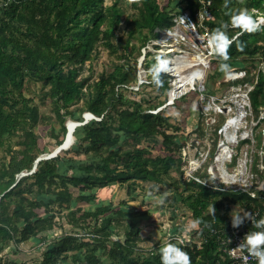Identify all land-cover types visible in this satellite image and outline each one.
Instances as JSON below:
<instances>
[{
    "label": "rangeland",
    "instance_id": "obj_1",
    "mask_svg": "<svg viewBox=\"0 0 264 264\" xmlns=\"http://www.w3.org/2000/svg\"><path fill=\"white\" fill-rule=\"evenodd\" d=\"M114 1L106 0L105 5H111ZM155 1L158 2L160 9H164L173 0ZM118 3V7L123 10L125 18L128 19L115 30L116 35L112 38L118 46L117 50H110L102 44L96 49L92 59L81 68L79 77L85 79L81 99L73 102L69 108H63L62 102L59 103V100L51 95L52 85L32 77H26L22 89L12 93L11 96L14 99L9 101L20 108L21 123L13 133L3 139L4 142L0 145V174L14 157L22 158L24 153L40 157H46L50 152V155L54 154L55 148L64 137L63 124L59 115H62L63 122L66 120V124L72 116H84L87 102L97 91L96 84L100 78L108 76L116 69L117 63L125 60L121 58L124 50L120 48V45L124 44L129 37H131V43H139L141 36L147 32L146 29L136 30L133 24H127L129 19L134 20L140 17L143 1L137 6L128 4L127 0L125 2L119 0ZM229 6L254 9L256 18L264 17V1L262 4L250 7L248 0H243V3L240 0H232L229 1ZM198 14V23L195 22L200 32L199 36L193 33L190 25L183 23L179 39L172 35L169 37L164 28L161 30L160 39L154 40L146 49V53L149 50L153 53L160 51L162 58L171 61L170 70L167 71L169 82L162 83L161 86L155 84L153 87L148 84L144 88V93L146 98L150 99H143L142 105L147 108L146 112H160L166 117L167 126L169 124L167 131L175 141V144H172L174 148H168L160 133L153 137L144 136L135 139L126 137L123 132H120L121 137L116 145L87 151L86 147L92 144H89L88 140H81L86 133L84 126L73 145L60 153L59 170L68 175H80L84 171L86 173L87 163L102 162L103 158L114 149L124 153L136 148H144L153 155L173 156L174 164L169 173L162 174L159 181L115 180L106 186L84 190L70 185L68 189L70 187V192H74L75 195H72L69 202L55 200L56 192L63 189L62 187L47 186L43 190H38L31 184L33 180L27 179L20 188H16V190L22 189L21 193L18 192L6 198L9 213L22 204L26 216H29L28 214L34 216L38 213L49 216L45 222L35 223L34 232L24 241H19L20 231L14 233L9 240H3L0 237V264L12 262L42 264L45 252L50 245L67 234L78 236V240L75 241L76 248L64 253L54 264H76L79 259L77 256L86 260V256L95 245L93 239L101 236L96 229L100 226L102 218L107 215H113L111 237L107 240L106 246L98 244L95 255L105 259L106 264H110L113 260L109 258V251L114 249V242L119 240L123 243V248L120 250L125 254L128 253L132 260L142 262L152 259L153 261L159 255V248L169 241L173 232L176 233L181 229L182 233L178 236L189 238L192 237V229L199 227L191 204L194 201L191 195H194L197 189L189 186L190 180L185 175L188 172L200 180L197 181L215 186L221 180L219 173L224 172L226 168L231 174L238 173L237 178L245 182L244 189L239 191L249 195L256 191L257 197H264L262 193L264 190V104L259 109H255L251 105L249 95L258 84L264 89V56L257 54L252 59L248 56L230 59L227 63L236 73L242 71L245 73L242 72L244 76L239 78L226 80L224 74L219 71L221 61L214 54L209 56L206 44L203 42L204 32H209L204 25L206 14L202 12ZM154 43L160 45V49L155 50L152 45ZM176 56H179L178 59L181 57L188 59L194 64L185 71V74L203 71L206 76L203 80H198L195 85L190 84L186 89L187 92L178 96L174 103L169 104L171 92L177 82L173 64ZM150 59L153 61L154 56L150 55ZM178 59L175 61L176 64L180 62ZM143 60L144 52L136 59L132 57L126 64L136 71L131 70V78L138 76L137 82L131 86L135 90L139 89L143 83L149 82L148 69L142 65ZM235 61L240 64H236ZM60 66L67 73L73 64L69 58H65ZM140 96L139 94L136 97ZM149 106L153 107L149 109ZM234 116L238 117L239 124L226 126L228 119ZM96 125L97 123H93V126ZM35 138L37 144L33 145L32 140ZM221 148H227V151L223 154ZM221 154H223L222 161L215 163L216 158L221 157ZM181 156L183 160H180ZM119 159L120 162L112 165H118V169L121 170L122 157ZM194 161L199 162L195 170L194 164H191ZM212 171L215 173L213 174ZM18 176L14 185L18 182ZM5 182L4 178L2 183ZM82 194L93 197L90 200H84L81 199ZM221 199L217 198L215 202L223 201L219 210L222 214L243 213L252 205L245 206L241 202L234 201L233 197ZM100 205H108L110 210L101 214L98 220H95L93 215H84V213L95 211ZM225 206L231 208V211L228 212ZM213 207L215 205H210L205 212L212 213ZM26 216L15 219L20 229L25 225L24 217ZM74 217L76 221L71 220ZM49 225L51 228H48ZM1 240H3L2 244ZM81 241L90 244L80 246ZM117 257L118 255L115 260Z\"/></svg>",
    "mask_w": 264,
    "mask_h": 264
},
{
    "label": "trees",
    "instance_id": "obj_2",
    "mask_svg": "<svg viewBox=\"0 0 264 264\" xmlns=\"http://www.w3.org/2000/svg\"><path fill=\"white\" fill-rule=\"evenodd\" d=\"M118 1L115 0L107 6L105 5L106 0L0 1V145L3 144V139L13 133L21 123L20 108H17L15 103H10L9 99H14L11 96L13 92L22 89L26 77L50 83L52 85L51 95L59 100V103L62 102L63 108H69L73 102L82 98L85 79L79 77L81 68L92 59L100 45L103 44L113 51L117 50L118 46L112 41V38L116 35L115 30L128 19L125 18L123 10L118 7ZM120 1L125 2L126 0ZM142 1L140 17L134 20L129 19L127 24H133L136 30L146 29L147 32L141 36L139 43H131V37H129L124 44L120 45V48L124 50L121 58L125 60L117 63L116 69L108 76L100 78L96 84L97 91L87 102V110L83 112V114L87 111L92 112L100 119L94 118L89 120L87 124L77 126L73 133L76 138L85 126L86 133L81 137V140H88V143L92 144L86 147L87 151L116 145L121 137L120 132H123L126 137L135 139L144 136L153 137L160 133L163 135L168 148L173 149L172 144H175V141L172 140V135L167 131L169 124L167 126L166 117L160 112H146L147 108L142 105L143 99H150L149 97L146 98L144 88L148 84L152 87L155 85L151 69L162 55L159 52L153 53V51L146 53L142 65L148 69L149 82L143 83L137 90L132 89L131 86L137 82L138 76L136 75L132 79L130 72L134 69L126 66V64L130 62L132 57L136 59L142 54V49L153 40L160 39L162 29L173 28L178 16L186 10L190 11L193 20L197 23L199 20L198 13L202 11L206 14L204 25L210 33L213 29L220 27L221 22H229V17L224 14L226 9L222 7L224 0H173L164 9H160L155 0ZM208 1L211 3L205 6ZM263 1L248 0V6L262 4ZM135 5L137 6V4ZM229 7L235 8V6ZM175 9L177 11L173 12ZM239 31V29L229 27L227 34L229 38H233ZM237 44L244 46L243 52L237 50ZM153 47L155 50L160 49V45L157 44H154ZM135 51L136 53H134ZM257 54L264 56V31H258L251 35L245 33L239 36V39L234 41L229 49L231 59L240 56H248L252 59ZM150 55L154 56L153 61H151ZM65 58H69L73 64L67 73L60 66L61 61ZM235 63L240 64L237 61ZM160 80L167 84L169 82L168 73L161 72ZM128 92L129 94H127ZM130 94L131 96H129ZM139 94L141 96L136 97ZM249 95L251 105L255 109H259L264 104V89L260 84L250 91ZM151 107L153 106H149V109ZM59 117L64 131L63 140L58 144L61 145L65 141L68 128L66 120L63 122L62 115ZM74 117L72 116L70 119L80 122L85 120L83 115L80 116L81 118ZM93 123H97V125L93 126ZM32 144H37L36 138L32 140ZM60 153L55 157L39 160L35 171L23 175L15 185L18 174L31 172L35 161L40 156L24 153L22 158L14 157L9 165L3 169L0 174V237L3 240L12 239L13 234L18 231L21 233L19 241L28 239L35 230L34 224L45 222L49 216L48 214L43 216L40 213L34 214V216L30 214L26 216L22 204L16 206L14 211L9 213L6 198L20 192L22 189L16 190V188H20L27 179H32L31 184L36 186L38 190H43L47 186L62 187L63 189L56 192L55 200L69 202L72 195H75L74 192H70V187L68 189L70 185L84 190L96 186H106L115 180L159 181L161 175L169 173L174 164V157L169 154L165 156L163 154L153 155L144 148H136L124 153H121L119 149H114L107 157L103 158L102 162L87 163L85 166L86 173L84 171L80 175H68L59 170ZM120 157H122L121 162H123L121 170L118 169V165H112L120 162ZM180 160H183V156L180 157ZM93 170L98 172L95 174ZM4 178L6 182L2 183ZM188 184L191 188L197 189V192L191 195L194 198L191 204L195 217L198 219L199 227L192 229V237L199 236L198 233L201 234L206 231L208 224L227 222L231 217L230 213H220L219 210L223 201L216 203L217 198L233 197L234 201L241 202L245 206L252 204L247 210L264 207V197L254 198L248 193L234 189H217L195 179H191ZM262 193L264 194V190ZM92 197V195H81V199L84 200H90ZM210 205H215V216L205 212ZM225 207L228 212L231 211V208ZM109 210L108 205H100L95 211L84 213V215H93L94 219L98 220L101 214H105ZM23 216H26L24 217L25 225L20 229L15 223V219ZM71 220L76 221V217ZM112 220L113 215L102 218L100 226L96 229L101 236L93 239L95 245L86 256V260L77 256L79 259L76 263L106 264L105 259H100L95 255V251L98 244L106 246L107 240L110 239ZM48 228H51L50 225ZM181 233V229L176 233L173 232V236L167 243H175L188 252L192 264H203L204 260L212 258V252L207 245L199 249L196 244L181 243L177 238ZM3 240H1V244ZM77 240L78 236L74 234L62 236L58 242L50 245L45 252L42 264H54L64 253L76 248L75 241ZM89 244V242L81 241L79 245ZM114 246V249L110 248L111 253L109 251V258L113 260L110 264H161L160 255L153 261L151 259L139 262L132 260L128 253L125 254L124 251L120 250L123 248L121 241H115ZM117 255V260H115ZM10 264L17 263L12 262Z\"/></svg>",
    "mask_w": 264,
    "mask_h": 264
},
{
    "label": "clouds",
    "instance_id": "obj_3",
    "mask_svg": "<svg viewBox=\"0 0 264 264\" xmlns=\"http://www.w3.org/2000/svg\"><path fill=\"white\" fill-rule=\"evenodd\" d=\"M240 2L243 3V0H240ZM127 3L140 5L142 0H127ZM222 7L223 9H226L224 14L229 17V22H221L220 27L213 29L212 32L207 35V45L211 50V54H214L221 61L219 64V71L224 74L226 80H231L236 76H243L244 73H236L232 66L227 63L231 59L229 55L230 47L234 41L239 39V36L244 35L245 33L251 35L258 31H264V28H262V26H264V17L254 18L255 10H250L247 7L230 8L229 0H224ZM181 19L184 21L183 18ZM229 27L240 30L237 35L231 39L227 34V29ZM168 34L170 35V33ZM237 50L243 52L244 46L242 44H237ZM170 64L171 61L169 59L161 57L158 58L157 63L153 65L151 71L153 74V81L157 86L162 85L160 73L169 71ZM205 76V72L196 71L192 74L190 79L193 81L203 80ZM91 119H94V117ZM162 202L163 201H161V203ZM215 212L216 210L213 207V216H215ZM245 220H250L252 227L262 230L248 232L238 247L232 251L238 249L241 252H247V256L244 257L245 264L249 257L254 258L257 261V264H264V218L256 220L255 216L251 212L247 211L243 213V216L240 214L235 216L231 215V223L233 228H239ZM159 255L161 264H192L189 253L184 251L183 248L177 246L175 243L169 242L162 245L159 248Z\"/></svg>",
    "mask_w": 264,
    "mask_h": 264
},
{
    "label": "built area",
    "instance_id": "obj_4",
    "mask_svg": "<svg viewBox=\"0 0 264 264\" xmlns=\"http://www.w3.org/2000/svg\"><path fill=\"white\" fill-rule=\"evenodd\" d=\"M210 3L211 1H208L205 4V6L209 5ZM179 16L176 19V25L173 28L166 29V31L170 33V35L168 34L169 37L172 35V36H176L179 39L181 36V27H182L181 24L183 23H185L187 26H189L188 24H191L190 26L193 29V33H196L198 36L200 35L199 34L200 32L198 31V26L196 25V22L193 20V17L190 12L186 11L183 13V15H181L180 17ZM181 18H183L184 21ZM208 34H210V32H204L203 42L206 44L208 53L210 54L209 56H211L213 54H211V50L209 49L207 45V35ZM153 42L154 40L151 43ZM150 44H148L147 47L143 48L144 59L146 57V49H148ZM239 77L241 76H236L234 79L239 78ZM94 118L98 119L97 116H95ZM198 163L199 162L197 161H194L193 163H191V164H194L195 166L194 170L197 169L196 167L198 166ZM224 171L225 172L219 173L221 176V180L219 181V183L215 186L214 185L212 186H214L217 189H221V190H228V189L243 190L244 189L243 187H244L245 182H241L242 179L237 178L238 173L231 174L226 170V168H224ZM185 175L188 177L189 180L191 179L199 180L197 179L195 175H191L189 172L188 174H185ZM204 184L211 185L205 182ZM250 194L253 197L258 196L256 191ZM247 212H251L255 216L256 220L264 218V207L251 208L247 210ZM243 213H239V214L243 216ZM235 215L237 214H232V216H235ZM206 229L207 230L199 234V236H194V237H189V238H184L183 236L177 237L181 243H187V244L193 243V244H196L199 249H202L205 245L209 247L210 251L212 252V258L211 259L208 258L207 260H204L203 264H245L244 257L247 256V252H241L238 249L235 251H232V250L238 247V245L241 243L244 236L248 232L262 230V229H256L252 227V223L250 220H245L244 223L239 228H233L232 223H231V217L229 218L227 222H223L220 224H214V225L208 224ZM76 264H86V263L80 262ZM246 264H257V261L254 258L249 257Z\"/></svg>",
    "mask_w": 264,
    "mask_h": 264
},
{
    "label": "bare ground",
    "instance_id": "obj_5",
    "mask_svg": "<svg viewBox=\"0 0 264 264\" xmlns=\"http://www.w3.org/2000/svg\"><path fill=\"white\" fill-rule=\"evenodd\" d=\"M177 57H179V56H176L174 58V60H173L174 68H175V71H176L175 75L177 76V82L174 85V87H175L174 90H172V92H171V101L169 102V104L174 103V100L178 96H181L182 94L187 92L186 89H187V87L190 84H194L195 85L197 83V81H198V80L193 81L192 79H190V77L192 76V74L195 71H192V72H189V73L185 74V71L187 69H190L191 67H193L194 64H192L191 61L188 60V59H183L182 57L178 59ZM177 59L180 62H178L176 64L175 61ZM84 118H85V120L83 122H80V121H77V120H74V119H70L68 121V123H67L68 133L66 135L65 141L62 143V144H65L67 146L66 149H69L70 145H72L75 142V137H74L73 133H74L76 127L79 126V125H82V124H85V123L89 122V120L92 118V115L90 114L89 111H87L86 117H84ZM236 124H239V119H238V117L234 116V117L229 118L228 122L225 125L230 127V126H233V125H236ZM59 146L60 145H58L55 149L57 150ZM221 149L223 151V154L225 153V151H227V148H221ZM223 154H221L222 155L221 157H217L216 158L215 163L222 161L221 158H223ZM212 173L214 174L215 172L212 171Z\"/></svg>",
    "mask_w": 264,
    "mask_h": 264
},
{
    "label": "water",
    "instance_id": "obj_6",
    "mask_svg": "<svg viewBox=\"0 0 264 264\" xmlns=\"http://www.w3.org/2000/svg\"><path fill=\"white\" fill-rule=\"evenodd\" d=\"M87 114V113H86ZM86 114L84 115V117H86ZM91 115H92V118L93 117H95V115L94 114H92V113H90ZM71 146V145H70ZM66 145L65 144H62V145H60L59 147H58V149L56 150V152L54 153V154H49L48 156H46V157H39L36 161H35V163H34V167H33V169H32V171L31 172H27V173H21L19 176H18V181H19V179L23 176V175H25V174H31V173H33L34 171H35V169H36V167H37V164H38V162H39V160H41V159H43V158H52V157H55V156H57L58 155V153H60L62 150H65L66 149Z\"/></svg>",
    "mask_w": 264,
    "mask_h": 264
}]
</instances>
